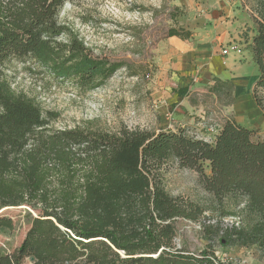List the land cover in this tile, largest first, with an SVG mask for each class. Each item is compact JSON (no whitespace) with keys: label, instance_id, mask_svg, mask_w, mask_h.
I'll list each match as a JSON object with an SVG mask.
<instances>
[{"label":"trees","instance_id":"obj_1","mask_svg":"<svg viewBox=\"0 0 264 264\" xmlns=\"http://www.w3.org/2000/svg\"><path fill=\"white\" fill-rule=\"evenodd\" d=\"M68 1L0 0V208L27 206L34 212L20 245L0 253V264H224L209 241L264 252V133L254 139L256 130L233 117L217 125L211 141L181 127L54 130L32 99L12 90L2 70L12 57L29 58L83 91L123 67L90 62L74 38L56 42L67 30L57 18ZM243 1L250 7L249 49L258 70L252 97L264 113V0ZM190 36L183 28L167 32ZM169 164L195 171L211 203L169 194ZM207 212L237 221L221 226L208 218L200 231L206 247L198 254L178 248L176 220L200 222Z\"/></svg>","mask_w":264,"mask_h":264},{"label":"rangeland","instance_id":"obj_2","mask_svg":"<svg viewBox=\"0 0 264 264\" xmlns=\"http://www.w3.org/2000/svg\"><path fill=\"white\" fill-rule=\"evenodd\" d=\"M227 3L232 5L231 0H71L59 11L57 20L67 30L56 42L66 43L74 38L90 62H121L123 67L90 91L53 76L29 58L12 57L5 61L3 74L15 93L24 94L40 107L48 128L54 130L115 132L127 127L158 132L181 127L189 135L204 136L205 129L232 117V87L227 80L223 84L213 76L206 77L200 58L191 53L220 51L215 38L225 32V22L231 19L224 12ZM236 4L233 10L241 14L233 16L251 20L248 2L240 0ZM170 28L189 30L191 36L185 40L167 37ZM253 34L252 20L250 27L242 26L238 32L243 42ZM236 41L234 47L239 48ZM243 70L249 74L252 67L248 64ZM184 88L188 89L187 96L179 97L178 91ZM261 96L264 105V93ZM262 135L257 130L253 138ZM204 169L208 174L207 163ZM164 183L173 196L203 205L211 203V195L202 188L193 170L169 164ZM32 216L34 212L27 206L0 208V253H10L20 245ZM206 216L200 222L176 220L174 243L178 248L194 254L204 249L208 241L200 231L208 218L221 226L237 221L214 212H207ZM7 219L11 222L9 227L4 225ZM209 243L224 264H264V252L257 246Z\"/></svg>","mask_w":264,"mask_h":264},{"label":"crops","instance_id":"obj_3","mask_svg":"<svg viewBox=\"0 0 264 264\" xmlns=\"http://www.w3.org/2000/svg\"><path fill=\"white\" fill-rule=\"evenodd\" d=\"M237 2H240V0H231L232 5L227 3V5L224 6V12H226L227 16H230L231 19L228 23L225 22L224 28L226 30L225 32H220L216 36L215 42L219 47V50H221V46L233 43L235 42V39H237L236 42L239 44L238 46L240 51H231L228 55H222L220 51L214 52L211 49H207L194 51L191 55L193 56L195 53L196 56L200 58V62L204 67V75L206 77L213 76L214 78H218L222 81L227 80L230 82L233 96L232 106L230 109L232 117L239 124L247 127L248 129L256 131L261 130L262 133H264V113L256 105L252 97V87L258 76V70L252 61L249 49V43L252 36L247 42H243L238 35L242 26L247 25L250 27L251 20L246 16H237L236 18L233 16L235 14H241V12L233 10V5ZM248 64L251 65L252 72L246 74L243 69ZM204 133V136H210L207 129L204 130ZM262 137L263 135L261 138Z\"/></svg>","mask_w":264,"mask_h":264},{"label":"built area","instance_id":"obj_4","mask_svg":"<svg viewBox=\"0 0 264 264\" xmlns=\"http://www.w3.org/2000/svg\"><path fill=\"white\" fill-rule=\"evenodd\" d=\"M220 48H221L220 53L222 55H228L229 52H231V51H234V52H239L240 51L239 48H235L234 47V43H229L227 45L221 46ZM217 127H218L217 125H211L210 127L207 128V130L210 133V136H200V138H203L206 141H211L212 136L217 131Z\"/></svg>","mask_w":264,"mask_h":264}]
</instances>
